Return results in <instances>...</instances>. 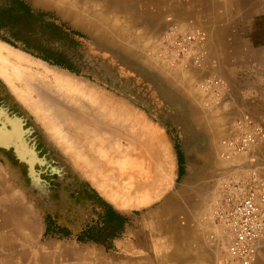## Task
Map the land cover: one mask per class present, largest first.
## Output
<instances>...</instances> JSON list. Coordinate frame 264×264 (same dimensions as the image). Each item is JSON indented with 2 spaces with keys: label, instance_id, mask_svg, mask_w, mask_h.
<instances>
[{
  "label": "crops",
  "instance_id": "crops-1",
  "mask_svg": "<svg viewBox=\"0 0 264 264\" xmlns=\"http://www.w3.org/2000/svg\"><path fill=\"white\" fill-rule=\"evenodd\" d=\"M226 1L236 12L228 19L222 15L220 22L237 27L241 9L249 10L248 25L255 16L264 14V6L255 5V0H245L244 8L242 0ZM163 2L164 8L157 9V38L148 64L158 79L173 91V96H178L188 107L182 120L175 119L174 113L169 115L174 129L169 132L168 127V130L161 129L158 121L146 113L132 114L136 121L128 127L136 135L130 139L112 134L109 139L110 134L103 133L106 127L102 119L95 118L98 125L102 122L100 126L95 125L94 119L86 115L89 112L80 110L82 114H79L76 109L75 126L71 127L76 135L71 133L70 168L100 199L133 220V226H125V233L133 234L134 238L125 235L116 242V248L123 253L117 263L227 264L229 239L226 231L215 225L214 213L229 180L246 178L252 170L264 178V139L250 153L232 159L222 156L221 142L238 118L248 117L264 128V39L254 31L241 34L239 28L235 32L232 28L229 32L211 31L209 21H204L210 31L207 38L204 30L208 65L203 69L186 63L173 66L161 50L160 38L170 24L181 23L193 15L194 7L184 1L158 0L161 5ZM210 61H215L216 66ZM212 74L226 82V90L219 103L209 104L196 82ZM151 87L173 110L172 103L160 93L161 87ZM118 104L122 105L119 99ZM122 106L126 107V103ZM112 143L117 144V150L110 161L107 153L111 154ZM103 163L113 166V170ZM118 179H122L120 187ZM123 187L135 194L121 195ZM255 264H264V239L256 247Z\"/></svg>",
  "mask_w": 264,
  "mask_h": 264
},
{
  "label": "rangeland",
  "instance_id": "rangeland-1",
  "mask_svg": "<svg viewBox=\"0 0 264 264\" xmlns=\"http://www.w3.org/2000/svg\"><path fill=\"white\" fill-rule=\"evenodd\" d=\"M11 1L0 0V6ZM26 1L38 9L47 11L48 17L60 20L61 29L55 30L51 38L61 42L62 46L69 50L76 67L74 71L59 69L64 76L73 78V81L78 83L77 85L92 91L95 98L108 99L109 102L116 104L119 99L120 104L126 103L127 113H146L158 121L161 129L166 130L168 127L169 130H167L173 132V123L169 120V115L174 113V118L181 121L188 107L178 96L177 98L173 96V91L158 79L157 74L148 64L153 54L154 41L157 38L155 36L158 26L157 9L162 10L164 2L161 5L159 3L162 1L158 3V0L150 3H145L143 0H67L75 5L72 8L76 9L78 14L85 19V23L82 24L74 17L62 15L61 7L45 6L36 0ZM180 1L187 2L188 6L194 7L193 15L179 23L184 28L206 30L208 38L210 31L204 21H209L211 31L217 32L224 29L229 32L232 28L235 32L234 29L239 28L241 34L254 31V34L264 39V14L255 16L253 23L248 25L246 20L251 21L247 17L249 10L241 9L242 12L238 14L241 20L239 19L236 27L229 25L228 22H220L223 19L222 15L228 19L233 12H236L230 9L226 0H174V3ZM255 1V5L264 6V0ZM245 2L242 0V8L247 5ZM0 35L3 36V34ZM0 40L19 50L7 41L1 38ZM27 55L48 65L40 58ZM85 64H90L93 71H83ZM49 67L56 69L53 66ZM114 79H117L120 87L125 84L131 88V91L115 89L111 85ZM153 85L161 87L160 93L163 98H167L172 103L173 110H171L172 107L168 108L164 104L157 91L151 87ZM55 97L58 96L55 95ZM6 98L11 99L14 105H18L21 113L29 117L30 126L36 128L49 149L61 161H59L60 164L62 163L61 165L67 169L70 168L72 133L70 128L72 125L75 126V120L65 112L73 107L74 103L72 105L64 98L59 99V102L56 100L45 104L50 108V115L64 117H58V122L61 123L68 136L70 144L68 147V144L50 128L53 125L46 121L49 116L40 117L38 108L23 100L0 73V102ZM79 103L74 105L77 108L73 107L78 111L84 109ZM0 113L2 122L6 121V117H17L22 123V117L15 112H8L5 102L0 103ZM127 123L133 126L134 121L130 120ZM18 130L21 128L19 127ZM6 131L10 130L6 129ZM109 146L111 154L107 153V155L112 161L116 156L117 144L112 143ZM21 150L26 152L24 148ZM42 151L45 152L43 149ZM28 154L26 152V155H22L27 156ZM38 162L41 166L44 165L41 160ZM33 168L37 173V180L46 183H34L33 179L29 184L22 183L16 175V172L20 171L8 169L0 159V264H46L47 260L54 264H84L86 260L91 259L93 254L95 257L99 256L106 260L109 257L112 262V257H117L122 253L116 248V242L123 239L125 235L134 238L133 234L125 233L127 224L133 226V220L128 214L114 207L109 208L81 179L79 180L81 189L78 190V195H75L70 192L74 190V185L72 187L55 184L54 188L46 180L40 178L35 166ZM47 216L52 217L59 226L69 229L71 235L65 236L58 233L45 237ZM123 218L126 221H123ZM89 229L92 230L94 238L87 241L79 240L78 236Z\"/></svg>",
  "mask_w": 264,
  "mask_h": 264
},
{
  "label": "built area",
  "instance_id": "built-area-1",
  "mask_svg": "<svg viewBox=\"0 0 264 264\" xmlns=\"http://www.w3.org/2000/svg\"><path fill=\"white\" fill-rule=\"evenodd\" d=\"M205 31L170 24L160 38L161 50L171 65L190 64L203 69L208 65ZM216 66L215 61H210ZM197 86L209 104L219 103L226 82L215 75L199 79ZM264 139L261 124L242 117L233 121L229 134L221 142L222 156L250 153ZM225 195L215 210V225L224 229L229 239L227 264H255L256 247L264 239V178L257 170L243 179H231L225 185Z\"/></svg>",
  "mask_w": 264,
  "mask_h": 264
},
{
  "label": "flooded vegetation",
  "instance_id": "flooded-vegetation-1",
  "mask_svg": "<svg viewBox=\"0 0 264 264\" xmlns=\"http://www.w3.org/2000/svg\"><path fill=\"white\" fill-rule=\"evenodd\" d=\"M47 14V11L36 8L26 0H12L3 4L0 6V34H3L0 38L26 54L40 58L49 66L58 70L74 71L76 67L69 50L64 48L61 42L51 38L55 30L61 29L60 20L48 17ZM1 102L6 103L8 112H15L23 118L22 123L17 127V130L19 127L21 130L18 131L13 130L11 124L4 126L0 121V128H7L12 133L9 146L0 147L1 163H4L8 169L20 171L16 172V175L24 184L31 182V167L35 166L40 178L51 186L55 188V184L72 187L74 185V190L70 192L78 195V190L81 189L80 178L71 168L67 169L61 165L62 163L60 164L61 161L49 149L36 128L30 126L29 117L21 113L17 104L14 105L13 101L7 98ZM21 142L22 149L29 153L27 156H25L26 152H23L24 156L17 152L16 145ZM38 160L44 165L41 166Z\"/></svg>",
  "mask_w": 264,
  "mask_h": 264
},
{
  "label": "bare ground",
  "instance_id": "bare-ground-1",
  "mask_svg": "<svg viewBox=\"0 0 264 264\" xmlns=\"http://www.w3.org/2000/svg\"><path fill=\"white\" fill-rule=\"evenodd\" d=\"M36 1L42 3L45 6H52L53 5V6H58L59 8L61 7L62 15L68 16V17H70V16L74 17L75 20L81 22L82 24L85 23V19L83 17H81V15L78 14L76 9L72 8V7H75V5L73 3H69L67 0H36ZM60 71L58 69L56 70V69L50 68L48 65L28 56L25 52L18 50V49H15V48L9 46L8 44H6L5 42L0 40V73L4 75V77L7 79V81L15 88V91L18 93V95L23 100H25L26 102L33 105V107L35 106L36 108H38L40 117L42 116L45 118L47 115L49 116L46 121L53 125L50 128L53 129L55 134L62 141H64L65 143L68 144V147L70 146L68 136L66 135V132L64 131L61 123L58 122V120H59L58 117H63V116H57V115L54 116L52 114L50 115V112H49L50 108L48 105H45V104H49L48 102H50V101L54 102V101L58 100V102H59V99L66 98V100H68V102H70L71 104L74 103V105L78 104L79 102H82L83 104L79 103V104H81L80 106H82V108H84L83 109L84 112L85 111L89 112V113H86V112L85 113H86V115L88 114V116H90V118L92 120L94 119L92 122L95 123V125L96 124L98 125V122H96L97 121L96 119H102L103 120V124H102L101 120H100L101 123L100 122L99 123L102 125H105L106 128H103L102 130H103V133H107V134L109 133L110 134L109 139L112 138L111 137L112 134L116 137L120 136V135H124V136H127L129 138L132 137V135L134 136V134L136 135V133H134L132 127L131 128L128 127V123H127V122H130V120L135 121V118L132 116V113L126 112L127 110H126V107H124L125 105L122 107L119 104L109 102L108 99L103 100V99H99L98 97L95 98L94 93L92 91L87 90V89L82 88L81 86L77 85L78 83L76 84L75 83L76 81H73V78L70 79L71 77L69 78V77H66V75L64 76V74L61 73ZM55 95H57L58 97L56 98ZM55 103H53V104H55ZM66 104H67V102H66ZM50 105H51V103H50ZM63 105H64V103L62 104V107H63ZM74 105H73V107L77 108ZM60 106H61V102H60ZM68 107H70V106H68ZM73 107H70L69 109H67L66 110L67 112H65V113H67L70 116V118L75 119L74 116H75L76 112H78V111H76V109H74ZM109 108H111V109H109ZM55 110H57V108ZM53 114H54V112H53ZM79 114H82L81 111ZM84 117H86V116L83 113V118ZM90 118H88L89 121H91ZM100 124L98 126H100ZM134 124H135V122H134ZM139 125H137V126H139ZM64 128H65V125H64ZM69 133H70V131H69ZM157 134H159V133H157ZM157 134H154V135H157ZM162 135L163 134H161V136ZM54 140H55V138H54ZM129 141H132V140H129ZM134 141L137 142L136 139ZM134 147H135V145H134ZM143 147H144V145H143ZM142 150H144V148ZM149 157H150V155H149ZM100 163H101V160H100ZM153 163H155V161ZM103 166L107 167L110 170H113V166H110L107 163H103ZM124 177H125V175H124ZM117 181H118L117 186L119 185V187H120L122 184V179H118V180H116V182ZM128 184H131V183L128 182ZM103 186H104V184H103ZM135 187L136 186H134V188ZM125 188L124 187L122 188L121 195H125V196L129 197V196H132L133 194H135L133 192V190H131V189L127 190ZM106 189H109V188L106 187ZM117 189H118V187H117ZM112 190H111V192L115 191V189L113 191ZM113 196L116 197L115 195H113ZM219 229H221V228H219ZM222 230H224V229H222ZM225 235L227 237V233H225ZM87 251H89V250H87ZM94 255L95 254L92 255L91 259L89 258L90 260L89 259L86 260L84 262V264H120L119 262L117 263L118 256L112 257L113 261L110 262L109 257H107V260H106V259L100 258L99 256L95 257ZM46 264H54V263H51L49 260H47Z\"/></svg>",
  "mask_w": 264,
  "mask_h": 264
},
{
  "label": "water",
  "instance_id": "water-1",
  "mask_svg": "<svg viewBox=\"0 0 264 264\" xmlns=\"http://www.w3.org/2000/svg\"><path fill=\"white\" fill-rule=\"evenodd\" d=\"M83 71H93V67L90 65V64H85L83 66ZM111 85L115 88V89H118V90H123V91H131V88L130 87H127L125 84H123V87H120V85H118V81L117 79H114L112 82H111ZM1 114V113H0ZM21 121L20 119H18L17 117L15 118H11V117H6V121L3 122L4 126H7L8 124H11L13 130H17V127L20 125ZM7 128L3 129V128H0V147L1 148H6L7 146H9L10 144V136H12V133L11 132H8L6 131ZM16 148H17V152L22 155L23 152H22V146H21V143L16 145ZM33 166V164H32ZM30 175L33 179V182H40V180H37L38 177H37V173L35 171V169L33 167H31V172H30ZM46 183L44 181H41L40 183Z\"/></svg>",
  "mask_w": 264,
  "mask_h": 264
},
{
  "label": "trees",
  "instance_id": "trees-1",
  "mask_svg": "<svg viewBox=\"0 0 264 264\" xmlns=\"http://www.w3.org/2000/svg\"><path fill=\"white\" fill-rule=\"evenodd\" d=\"M99 196V195H98ZM101 200L109 207L113 209V206L107 202H105L102 198ZM47 227L45 230V237L50 236V235H54V234H64L65 236H70L71 235V231H69V229L61 227L57 224V222L50 216H47ZM123 221H126L125 218H123ZM92 230H85L83 231V233H81L78 236V239L81 241H87V240H92L94 238L93 234H92Z\"/></svg>",
  "mask_w": 264,
  "mask_h": 264
}]
</instances>
